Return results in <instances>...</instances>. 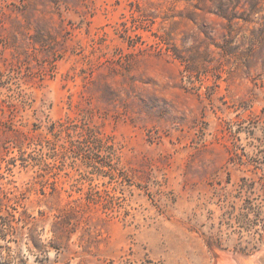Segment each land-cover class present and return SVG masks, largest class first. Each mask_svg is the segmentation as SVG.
<instances>
[{
    "label": "rangeland",
    "instance_id": "374dc122",
    "mask_svg": "<svg viewBox=\"0 0 264 264\" xmlns=\"http://www.w3.org/2000/svg\"><path fill=\"white\" fill-rule=\"evenodd\" d=\"M190 65L196 89L184 80ZM11 119L42 130L72 121L112 138L114 174L132 179L136 215L78 209L75 232L55 239V214L77 205L70 177L91 170L84 155L70 149L51 170L60 195L42 194L34 170L6 174V188L32 182L25 233L47 248L27 237L12 244L18 263L264 264V238L245 256L214 254L203 235L221 215L213 195L264 174V0H0V157ZM47 147L36 138L25 150L42 156ZM105 154L95 159L109 162Z\"/></svg>",
    "mask_w": 264,
    "mask_h": 264
},
{
    "label": "trees",
    "instance_id": "16d2710c",
    "mask_svg": "<svg viewBox=\"0 0 264 264\" xmlns=\"http://www.w3.org/2000/svg\"><path fill=\"white\" fill-rule=\"evenodd\" d=\"M175 58L186 63L177 51ZM192 69V65L185 67L184 80H189L196 89L194 77L189 74ZM71 122L55 121L49 124L46 130L38 126L26 129L24 127L28 126L20 127L12 119L4 122L3 133L7 135L6 144L9 150L0 157V168L5 169L0 175V242L5 243H0V264H23L22 260L18 263L19 251L12 244L19 246L26 237L33 242L38 251L47 252L46 246L39 244L33 234L28 237L26 236L28 233H25L26 229L30 230L29 225L35 219L28 215L23 204L32 182L26 183L27 187L24 188L16 185L14 186L16 190H13L6 188L1 181L8 179L6 174H16V170L19 172L34 170L36 173L33 177L36 180L34 184L40 186L42 194H46V190L51 188V195H60L61 180L58 174H51V170L70 149L78 155H84L86 159L84 165L91 170L86 174L70 177L72 191L78 193L77 199L73 201L77 205L64 207L55 214L52 230L54 238L57 239L60 232L69 234L75 232L73 223L78 218V209L101 210L108 217L136 218L128 209L131 200L127 192L134 185L132 179L129 174H114L121 164V156L113 139L105 140L97 128L74 126ZM63 137L66 141L59 147L58 142ZM36 138L41 142H47L48 151L42 156H27L25 146L28 141H35ZM11 149H17L19 154L10 156L15 153ZM103 149L109 162L99 163L95 158L101 156ZM113 161H116L114 165ZM258 163L257 168L262 169L259 166L262 162ZM100 180L103 182L96 183ZM13 183L10 180L7 184ZM233 183L230 177L227 184ZM233 186V190H228L227 186L223 187L221 192L215 193L212 197V200H217L221 215L218 220L210 219L213 222L207 226L209 232L203 233L205 244L213 253L216 248L226 251L231 247L235 253L253 255L260 250L264 238V174L244 177ZM69 197H73V193L69 192ZM53 248L58 250L56 246ZM5 251L7 255L4 254Z\"/></svg>",
    "mask_w": 264,
    "mask_h": 264
},
{
    "label": "bare ground",
    "instance_id": "6f19581e",
    "mask_svg": "<svg viewBox=\"0 0 264 264\" xmlns=\"http://www.w3.org/2000/svg\"><path fill=\"white\" fill-rule=\"evenodd\" d=\"M224 263H225V262H224ZM228 264H233V261H232V262L230 261Z\"/></svg>",
    "mask_w": 264,
    "mask_h": 264
}]
</instances>
